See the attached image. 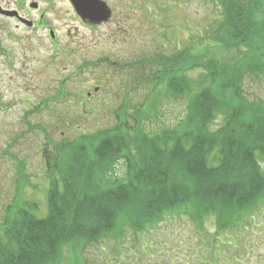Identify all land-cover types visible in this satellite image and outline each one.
Returning a JSON list of instances; mask_svg holds the SVG:
<instances>
[{"label":"trees","instance_id":"obj_1","mask_svg":"<svg viewBox=\"0 0 264 264\" xmlns=\"http://www.w3.org/2000/svg\"><path fill=\"white\" fill-rule=\"evenodd\" d=\"M219 3L216 44L202 40L200 50L180 52L177 59L142 58L159 66L153 92L164 82L167 96L186 98L184 115L171 126L147 129L160 107L143 102L129 114L123 94L112 113L114 124L56 144L48 161L47 213L38 217L17 202L6 209L0 264H65L63 245L77 259L72 264H83L76 252L84 246L104 238L124 242L127 232L135 242L138 234L177 214L196 225L212 217L217 232L253 220L264 203V103L242 94L241 79L264 68V0ZM219 45L233 53L219 63L221 71L205 55ZM191 55L205 70L193 83L182 69ZM116 88L124 90L121 83ZM82 109L94 111L85 103ZM119 160L126 166L122 177L111 173ZM148 245L140 243L139 250Z\"/></svg>","mask_w":264,"mask_h":264},{"label":"rangeland","instance_id":"obj_2","mask_svg":"<svg viewBox=\"0 0 264 264\" xmlns=\"http://www.w3.org/2000/svg\"><path fill=\"white\" fill-rule=\"evenodd\" d=\"M107 1L113 6L114 19L96 27L79 26L71 19L70 12L66 13L69 9L63 0H53L50 5L57 12L50 13L48 19L60 29L61 41L70 49L67 57L73 56V60L76 57L83 62L82 80L66 81L67 71L75 68L62 53L53 55L49 48L47 65L43 51L39 56L32 52L33 59L27 58L31 61L22 66L23 74H19L22 77L0 71V87L6 98H28L37 104L47 96L46 107L34 109L28 116L31 129L18 123L22 111L31 109V103L20 104L14 111L0 114V151L8 135L23 131L17 146L11 149L14 156L1 155L0 224L7 216L6 209H12L15 202L17 206L29 203L31 209L23 207L38 217L47 213L46 173L54 146L63 141L70 142L82 136L84 131L92 132L114 124L112 113L117 110L123 94L128 97L129 114L131 106L143 102L146 106L156 102L160 107L158 118L153 116L146 122V128L150 130L171 126L185 113L186 98L167 96L164 82L158 86L159 92L155 96L157 91L152 89L156 87L159 66L150 64L142 74L126 77L125 74L131 72L127 66L141 54L147 58L159 54L177 59L180 52L194 54L200 50L202 40L216 44L219 39L217 28L222 21L219 0ZM243 1L246 4L249 0ZM205 55L214 57L221 71L219 63L228 61L233 53L219 45L209 48ZM113 62L121 68L113 66ZM182 69H186L184 74L192 83L205 71L200 64H194L192 55ZM120 83L126 92L116 88ZM241 83L244 96L264 103V68L259 75H242ZM129 84L136 85L126 90ZM60 85L62 93L58 91ZM94 87L98 90L94 91ZM161 95L163 98L159 103L157 99ZM83 103L90 108L93 106L94 111L84 112ZM123 118L126 120V116ZM113 169L112 175L122 177L126 172L123 160L117 161ZM107 239L110 238L84 246L76 255H80L83 264H237L235 261L238 260L256 264L255 261L264 260V203L255 211L252 221L237 222L218 232L212 217L196 225L187 215L177 214L138 234L135 242L133 235L127 232L122 241L128 246ZM142 242L150 246L139 250ZM129 248L132 251H127ZM62 256L65 264L77 261L64 245Z\"/></svg>","mask_w":264,"mask_h":264},{"label":"flooded vegetation","instance_id":"obj_3","mask_svg":"<svg viewBox=\"0 0 264 264\" xmlns=\"http://www.w3.org/2000/svg\"><path fill=\"white\" fill-rule=\"evenodd\" d=\"M63 1L69 9L66 10V13L70 12L71 19L79 26L96 27L114 19L113 6L109 5L107 0H98L100 8L95 13L91 11L90 4L87 5V10L84 8L83 0H78L77 6H74L72 0ZM127 1L131 3L132 0ZM52 2L53 0H0V71L5 70L10 75H22V66L33 59L32 52L37 53L39 56V53L43 51L47 65V48H49L52 54L62 53L67 58L68 63L75 68L67 71L65 74L66 81L73 78H81L82 80V60L79 61L76 57L73 60V56L67 57L70 49L61 41L60 29L48 19L50 13L57 12L56 9H53V6H50ZM143 57L144 55L141 54L138 57L139 63L136 61L134 65H130L131 72L134 74L144 72L147 61L146 58L142 59ZM38 60L40 62V58ZM112 64L113 66L116 65L114 62ZM25 103H31V100L22 97L6 98L0 87V114L10 113L17 106ZM46 105L47 96L40 99L37 104L31 103V109L28 108L22 111L18 123L25 124V129H31L32 124L29 122L28 116L34 109L46 107ZM7 133L9 134V131ZM21 135H23V131L8 135L4 147L0 151V160L1 155H13L11 149L17 146ZM255 262L256 264H264V260ZM235 263L247 264L248 262L238 260Z\"/></svg>","mask_w":264,"mask_h":264},{"label":"water","instance_id":"obj_4","mask_svg":"<svg viewBox=\"0 0 264 264\" xmlns=\"http://www.w3.org/2000/svg\"><path fill=\"white\" fill-rule=\"evenodd\" d=\"M72 2L77 6L78 0H72ZM88 4H90L91 11L94 13L100 8L98 0H83V5L86 10Z\"/></svg>","mask_w":264,"mask_h":264}]
</instances>
